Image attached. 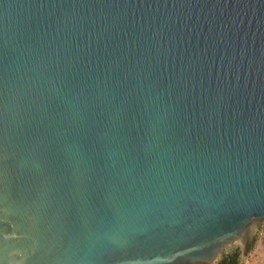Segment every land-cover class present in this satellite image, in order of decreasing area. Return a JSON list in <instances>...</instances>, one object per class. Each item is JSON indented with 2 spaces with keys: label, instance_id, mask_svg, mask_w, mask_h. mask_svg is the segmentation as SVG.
I'll return each instance as SVG.
<instances>
[{
  "label": "water",
  "instance_id": "water-1",
  "mask_svg": "<svg viewBox=\"0 0 264 264\" xmlns=\"http://www.w3.org/2000/svg\"><path fill=\"white\" fill-rule=\"evenodd\" d=\"M264 223V0H0V264H243Z\"/></svg>",
  "mask_w": 264,
  "mask_h": 264
},
{
  "label": "rangeland",
  "instance_id": "rangeland-1",
  "mask_svg": "<svg viewBox=\"0 0 264 264\" xmlns=\"http://www.w3.org/2000/svg\"><path fill=\"white\" fill-rule=\"evenodd\" d=\"M263 225V224H262ZM263 231V226L261 227L260 234L251 250L247 255L243 264H264V245L259 244Z\"/></svg>",
  "mask_w": 264,
  "mask_h": 264
},
{
  "label": "trees",
  "instance_id": "trees-1",
  "mask_svg": "<svg viewBox=\"0 0 264 264\" xmlns=\"http://www.w3.org/2000/svg\"><path fill=\"white\" fill-rule=\"evenodd\" d=\"M262 226H263V231H262L261 238L259 240V244L264 245V223H263Z\"/></svg>",
  "mask_w": 264,
  "mask_h": 264
}]
</instances>
